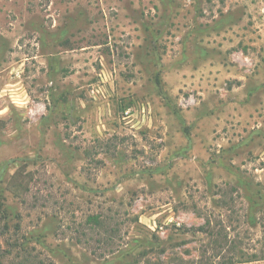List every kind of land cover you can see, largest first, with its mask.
<instances>
[{
    "label": "rangeland",
    "instance_id": "1",
    "mask_svg": "<svg viewBox=\"0 0 264 264\" xmlns=\"http://www.w3.org/2000/svg\"><path fill=\"white\" fill-rule=\"evenodd\" d=\"M0 199L45 264H264V0H0Z\"/></svg>",
    "mask_w": 264,
    "mask_h": 264
},
{
    "label": "trees",
    "instance_id": "2",
    "mask_svg": "<svg viewBox=\"0 0 264 264\" xmlns=\"http://www.w3.org/2000/svg\"><path fill=\"white\" fill-rule=\"evenodd\" d=\"M15 172L16 173L12 174L8 185H10V190L15 195L19 196V189L25 192L27 180H17L16 178L18 176L20 178L23 176V171L17 170ZM19 219L20 217L18 215L11 217L3 200L0 199V264H45L44 260L40 258L39 253L36 251L35 246L30 244V237L21 233ZM102 222L103 220L97 216L87 219V223H89L91 227L100 226ZM202 230L209 233V235L212 234L208 227ZM94 252L95 251H93V253ZM258 258H264V253L260 255L252 253V256L247 259L252 260ZM236 260V258L230 256L226 259H222L221 264H232L238 262Z\"/></svg>",
    "mask_w": 264,
    "mask_h": 264
}]
</instances>
